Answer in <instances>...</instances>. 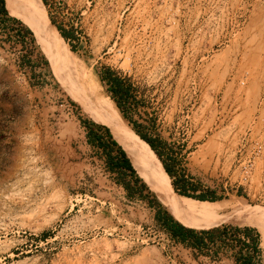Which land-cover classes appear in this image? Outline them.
I'll use <instances>...</instances> for the list:
<instances>
[{"label":"rangeland","instance_id":"rangeland-1","mask_svg":"<svg viewBox=\"0 0 264 264\" xmlns=\"http://www.w3.org/2000/svg\"><path fill=\"white\" fill-rule=\"evenodd\" d=\"M4 8L0 264H236L234 255L247 250L235 237L246 236L230 227L252 229L254 262L264 264L256 225L184 223L132 162L146 188L123 168L128 195L106 149L87 142L83 122L102 125L131 161L77 76L83 72L108 97L98 77L104 67L131 77L137 102L128 113L165 142L173 177L152 169L174 195L185 197L172 184L183 177L188 193L214 191L222 196L215 202L264 209V0H4ZM40 13L77 74L36 34L30 18ZM95 132L106 140L105 129ZM110 151L116 161V148ZM166 214L196 232L225 228L226 242L215 234L201 249L176 241Z\"/></svg>","mask_w":264,"mask_h":264},{"label":"trees","instance_id":"trees-1","mask_svg":"<svg viewBox=\"0 0 264 264\" xmlns=\"http://www.w3.org/2000/svg\"><path fill=\"white\" fill-rule=\"evenodd\" d=\"M7 12L4 8V0H0V15L4 16L6 15ZM10 20H15L14 18H8ZM63 37L66 38L65 33H61ZM63 40V38H62ZM64 41V40H63ZM98 77L102 85L106 86V92L108 93L109 97L111 100L114 102L115 106L119 110V112L122 114V116L128 120L129 124L132 126V129L138 135L139 140L141 141L142 145L151 153L154 154L155 158L151 154V163L152 167L155 170V172L158 175H161L160 168L164 171V176L166 177L169 175L170 177H173V171L171 168V165L163 158V148L165 145V142L162 140L152 137L150 134H148L146 131H144V126L133 120L132 117H130L128 111L131 107V104H135L137 102L136 99V89L138 86L134 84L130 76L123 75L122 73L115 71L111 69L110 67H104L102 71L98 73ZM84 125H86V137H87V142L89 144L95 145H101L103 146L104 150L106 149V155H107V161L108 165L112 164L115 166H118V172L122 175L121 177L117 178V181L123 184V186L128 190V195L132 196L134 193L132 187L126 182L125 178L123 177L125 173L123 172V168H125L127 171H129L130 175L133 178V181L135 183H139L141 187H145L144 183L141 182V179L136 175L135 170L133 169L131 165V161L126 157L124 151L121 149V147L117 144L115 140L112 139V136L108 130V128L96 124L94 122H83ZM105 129V139L103 141V137L99 135L97 132H95V129ZM111 146L115 147L117 150V155L116 158L117 160H114V157L111 155ZM108 148V150H107ZM153 151V152H152ZM158 161V162H156ZM162 162V163H161ZM159 163V164H157ZM160 165V166H158ZM111 168V167H110ZM139 175V174H138ZM164 178V177H163ZM165 180V179H164ZM166 182V180H165ZM183 177L175 179L172 184L174 186V189L176 192H178L181 195H184L185 197L187 196L188 198H192L193 200L200 201V202H215L216 200H219L222 198V196H218L215 194L214 191H206L200 194H194V193H188V191L185 189L186 184L184 183ZM167 183V182H166ZM190 198V199H191ZM161 202V201H160ZM164 204L163 202H161ZM165 205V204H164ZM166 206V205H165ZM168 209L170 207L166 206ZM169 211V210H168ZM170 212V211H169ZM174 217L177 215L184 223L190 224V225H202V224H207L211 222H203V223H197L193 220H189L186 217L179 215L177 213H171ZM176 216V217H177ZM175 217V218H176ZM177 217V218H178ZM164 225L165 228L168 230L170 235L176 240L179 241L185 245H191L193 247L201 249L204 246H207L206 243V237L213 242L214 240V234L215 236L221 240L222 244H225V235L226 229L225 228H220V227H214L211 229H203L198 232H196L194 229L188 228L177 221L173 219V217L169 214H166L164 217ZM176 218V219H177ZM178 218V219H179ZM177 219V220H178ZM179 219V220H180ZM180 220V221H181ZM181 221V222H182ZM182 222V223H183ZM214 222V221H213ZM213 225V224H212ZM212 225H206L198 229L202 228H210ZM193 228V227H192ZM230 230L233 231L234 233H239L242 232L246 238L245 239H240L239 237H235L237 243L242 244V247L246 248L247 253L246 254H241V250H239L235 255H234V260L236 264H256L254 262V253L257 251V246H258V239L257 237H254L251 235L252 229H249L247 227L244 228H239V227H230ZM194 238L193 240L189 241L191 238Z\"/></svg>","mask_w":264,"mask_h":264},{"label":"bare ground","instance_id":"bare-ground-1","mask_svg":"<svg viewBox=\"0 0 264 264\" xmlns=\"http://www.w3.org/2000/svg\"><path fill=\"white\" fill-rule=\"evenodd\" d=\"M30 20L36 34L43 41L51 43L49 48H51L53 52V56L56 59L55 61L63 64L69 71L71 70L70 73L72 72L73 74H77L78 68L80 67H78L72 59H70L65 48V44L59 39V36H56L54 31L50 29L52 27L43 14L40 13L37 19L34 20L30 18ZM77 76L78 80L84 85L83 87L86 88L88 93L87 97H89L95 104V108L99 113L96 118L112 128L115 138L126 150L137 173L150 186L152 191L156 193L160 200L167 203L174 211L197 222H212L235 218L240 222L253 223L261 232L262 244L264 246V209L246 205L237 201L213 203L200 202L190 198L174 195L162 177L158 176L153 171L148 151L142 145L138 136L131 129L128 123L118 114L117 107L114 102L108 96L98 93L97 87L90 82L91 80H89L83 72ZM86 94H84V96ZM85 101H87V99ZM94 113L95 112L93 111V114ZM216 224H213L212 226Z\"/></svg>","mask_w":264,"mask_h":264}]
</instances>
